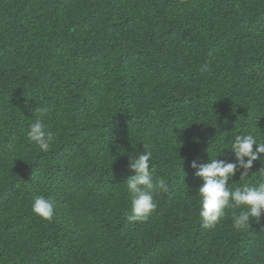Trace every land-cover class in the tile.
<instances>
[{
    "label": "trees",
    "instance_id": "16d2710c",
    "mask_svg": "<svg viewBox=\"0 0 264 264\" xmlns=\"http://www.w3.org/2000/svg\"><path fill=\"white\" fill-rule=\"evenodd\" d=\"M237 134L264 141V0H0V264H264V216H199L191 163L234 161ZM142 151L165 186L129 221ZM261 182L257 160L229 187Z\"/></svg>",
    "mask_w": 264,
    "mask_h": 264
},
{
    "label": "clouds",
    "instance_id": "9594fccd",
    "mask_svg": "<svg viewBox=\"0 0 264 264\" xmlns=\"http://www.w3.org/2000/svg\"><path fill=\"white\" fill-rule=\"evenodd\" d=\"M39 112L40 117H44L47 109L41 108ZM27 137L43 152L49 150L55 139L41 118L30 124ZM230 141V147L225 148L231 149L234 161L217 159V156L221 155L218 154L215 158L209 157L206 162L197 163L194 160L191 163V167L196 169L195 175L202 180L196 191L201 205L199 216L202 218V227L206 229H212L219 223L226 208L244 209L232 217L233 227L237 230L249 225L250 217L260 223L261 217L264 216V182L235 189L229 187V181L238 170L240 178L247 177L254 161L260 160L264 164V141H258L252 134H237L231 137ZM143 148L146 149L147 145H143ZM225 148L221 149L222 155ZM151 155L150 151H142L138 155L130 156L129 169L132 174L126 179L127 189L133 196L131 214L126 216L129 221L146 219L156 208L155 194L165 186L163 179L153 180L149 167ZM31 207L33 213L43 219L50 221L55 215L53 203L42 195L34 198Z\"/></svg>",
    "mask_w": 264,
    "mask_h": 264
}]
</instances>
